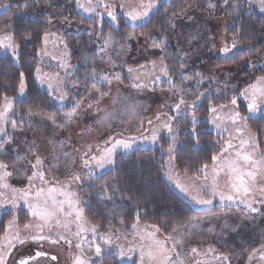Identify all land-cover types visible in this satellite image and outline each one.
I'll return each mask as SVG.
<instances>
[{"label": "rangeland", "instance_id": "374dc122", "mask_svg": "<svg viewBox=\"0 0 264 264\" xmlns=\"http://www.w3.org/2000/svg\"><path fill=\"white\" fill-rule=\"evenodd\" d=\"M167 1L170 0H159L158 5ZM246 1L264 15V10L261 9L258 0ZM54 2H60V5L56 6L55 4L53 7L46 8V13L49 16L48 21H51L48 32L49 40L38 51L39 63L35 69V77L38 68L42 74H49L52 77L53 89H49L47 84L42 85L36 77L39 86L50 92L53 99L54 96L63 93L66 97L63 101L57 99L54 101L60 107L71 103L73 108L71 111L52 117L56 124L63 126L56 128L51 120L47 119L48 116L37 115L36 112L26 110L24 105L19 104L18 100L25 96L26 89L23 94L19 91L16 96L7 94L5 97L11 99L13 110L9 112L10 120L5 125L7 136H0V141H2L0 143V161L6 163L8 165L7 170L12 172V175L6 178V182L11 187L27 189L29 187L27 177L31 176L35 170L26 161L17 160V156L26 157L28 161L33 163L35 157L39 156L43 161L39 170L44 173L45 181L38 178L33 179L34 187H32V195L29 197L30 202L35 203L36 190L47 189L48 187H64L73 192L75 198L80 200L79 195L83 193L82 189L92 181L86 179L88 169L82 163V153L88 150L89 145L102 148L109 137L117 139L135 138L136 142L132 149L125 151L118 148L116 150L115 159L119 153H130L137 148L155 147L159 144L158 141L152 143L143 137L150 136L151 130L166 122L168 116L175 117L171 124L174 129H179L177 139L180 133L186 132L185 129L193 127L190 122L193 114L196 117V125L201 121L208 123V129L217 136L215 142L210 144L217 156L221 154L226 143L231 141L233 148L224 153L221 162L225 159H234L235 149L239 147L240 141L242 139L247 140L249 136L255 138L258 145L256 149L258 155H264V135L261 140L258 139L249 127L250 120L258 118L264 112V105L261 106V112L252 115L247 109L249 101L241 95L246 88L255 84L258 78L262 77L259 74L264 72V54L245 60L240 65H214L221 55L226 56L221 49L226 44L228 45V42L231 46L232 39L227 34L230 27L229 15L226 12L228 7L225 8V12L214 11L211 14L200 13L195 7H192L186 15H183L177 23L173 24L175 25L172 27L174 38L171 44L179 59L184 61L183 68L195 69L194 77L187 80V83L192 80L196 84L195 88L191 89L181 85L178 87L159 85V82L165 77L161 67L154 71L150 67L154 58L157 56L162 58L163 54L159 48L151 47L140 37L129 40L124 45L111 38L110 46L105 48L104 42L97 52V57L86 61L85 68L81 72H77L76 67L70 63L68 54H65V43L67 44L65 35L76 37L84 34L91 39L94 32L86 29L78 14L92 20H94V14L90 15L76 7L75 0H54ZM81 2L84 3L85 0H81ZM139 2L140 0H103L105 5H112L116 8L117 16H124L133 26L141 25L145 21L133 24L125 13ZM0 3L11 5L8 10L0 8V14H2L10 11L15 5L21 4L23 6L27 2L24 0H0ZM121 4H124L125 7L121 8ZM103 18H107L117 25L106 14L103 15ZM95 19L102 20L99 17H95ZM13 20L14 15L0 23V29L3 32L12 33ZM0 34L3 33L0 32ZM190 40L191 43H189ZM122 47L125 49L123 54H121ZM235 49H232L228 55L233 54ZM185 53L187 55H184ZM5 55L10 54L0 50V57ZM101 58H103V62ZM89 61L94 63L90 64ZM64 62H67L70 67L64 69L59 66ZM113 64L116 65L115 68L112 67ZM93 66L100 75L107 76L112 81L110 87L99 78L95 80L91 78L90 73ZM129 68L133 71L129 72ZM117 73L119 80L116 79ZM157 76L160 77L159 80L156 79ZM57 77L64 81L58 87ZM137 84L140 87L134 86ZM208 85L214 90L213 93L209 89H202ZM94 88L99 89L104 95L98 96L93 91ZM180 89L184 90L185 98L188 101L194 100L196 95L200 93H204V95L197 101L195 109L189 108L187 114L182 112L177 115L172 106L178 100L177 92ZM70 96L73 99H69ZM207 96H214L215 100H221V103L216 105L210 102L207 108L202 109L201 104ZM234 96L237 97L235 107L231 104ZM4 103L5 101L0 108H3ZM221 105H227V107L220 109ZM213 106L218 109L215 114L211 112ZM234 111H238L241 116L248 117V119L234 124L229 119ZM30 113L32 115H29ZM65 113H74L70 126L65 123L67 120ZM157 116L160 117L159 120H157ZM214 116L217 118V123L220 124L219 128L212 122ZM11 120L16 121L15 129H13ZM149 120L152 121V124L148 123ZM237 128L243 130L242 134L236 132ZM159 135L160 137L163 135L169 137L166 129H161ZM8 136L11 137L10 140L7 138ZM176 150L175 145L172 153L174 158ZM92 154H96L95 150ZM212 166L213 163L208 165L207 183L209 184L212 181ZM112 167L107 166L103 170L98 169L97 174H101ZM169 171L168 155L166 173ZM171 173V179L165 174L170 186L184 197L195 211L210 212L201 217H192V224L189 228L175 229L176 231L165 233L166 236L184 234V243L179 246L178 250L186 254L182 257L186 260V264H196V261H201V264H225L223 260L213 259V256L220 254L228 257L227 264H264V260L259 258V251L255 253L254 259L249 260V255L252 254L253 249L260 250L261 245L264 244V215L251 213L243 204L236 202L225 201L221 204L219 198L214 199L212 205H199L181 190L180 185L187 187L193 195L199 190L203 198L211 199L209 193L200 188V185L205 182L204 176L201 173L190 175L179 172L175 168L174 160H172ZM74 175H79L81 179L79 181L73 179ZM227 180L228 177L221 171L218 177L221 190L226 191ZM0 191L5 192L9 198L14 195L8 189H0ZM57 199L62 200L63 197L57 194ZM254 206L260 208V212L264 213V206L259 204ZM78 208L80 209L79 205ZM6 213L9 214L6 227L8 221L14 218L20 229H23L26 223L34 225L37 222L30 215L27 203L23 200H20L16 207L5 205L0 208V217ZM82 215L85 227L92 226L86 220L83 212ZM19 216H22V219ZM67 219L71 221V230L65 231L62 228H54L52 238L56 239V233L61 232L72 241L71 245L64 241L52 243L49 240L42 242L27 240L23 244H17L11 250V255L6 256V264L15 262L23 250L31 249L30 252L32 253L33 248L31 247H37L39 244H43L45 248L56 253L59 257V264H74L75 257L80 255L81 251L85 256H93V251L89 249L87 244L90 241L100 243L101 247L108 251L113 250L122 262L130 263L133 260L136 264H141L140 246H147L151 243L146 238V233L154 231L153 228L141 227L138 223V231L133 229L129 231L127 228L124 232L123 229L126 226L120 218H117V227L121 229L117 234L127 236V240L122 236L119 240L113 239L111 245H105L98 236L91 232H83L80 237L74 236L73 233L77 231V221L74 215ZM189 232L191 235H188ZM47 234L48 230L45 229V235ZM105 234L111 235L109 231ZM21 235L25 236L28 233L22 231ZM142 235L145 236V239L140 238ZM165 235L162 237L159 232L156 233L158 239H163ZM81 238L86 242L81 245V248H77L76 245L81 242ZM172 243L173 241L167 242V244ZM246 244L250 245L246 246ZM117 246H121L125 252L123 257L119 255L120 248ZM130 247L133 248V251H129ZM193 248H196L198 253H193L191 251ZM209 248L213 249L214 252H209Z\"/></svg>", "mask_w": 264, "mask_h": 264}, {"label": "trees", "instance_id": "16d2710c", "mask_svg": "<svg viewBox=\"0 0 264 264\" xmlns=\"http://www.w3.org/2000/svg\"><path fill=\"white\" fill-rule=\"evenodd\" d=\"M24 1L31 6L24 10L21 4L15 5L10 11L0 14V23L14 15L12 34L15 42L20 46L19 60L10 55L0 57V106L7 94L9 96L18 94L20 74L23 73L26 94L18 100L19 104L24 105L26 110L36 112L37 115L57 117L63 112L71 111L72 104L60 107L51 93L39 86L35 69L39 63L38 51L44 46V34L50 30L46 8L53 7L55 4L59 6L60 2ZM208 2L209 0H170L160 3L150 14L148 18L150 22L145 21L138 26H133L124 16H117L118 25H115L107 18L101 21L96 19L98 22H94L78 14L86 29L92 30L94 35L91 39L84 34L76 37L65 35L70 63L76 67L77 72H81L85 68V62L97 57L99 48L109 37L121 45L140 37L151 47L159 48L163 54L162 58L158 56L154 58L156 66L150 68L154 71L161 67L163 62L167 65V72L172 83L169 82V77L165 76L159 85H165V87L181 85L194 89L196 84L192 80L187 83V80L194 77L195 69L183 68L181 76V65H184V61L179 59L171 44L174 30L170 25L177 23L182 17L173 16V12L180 13L187 9L184 14L186 15L192 7H195L200 13H209ZM211 2L217 5L215 12H225V8L228 7L226 12L229 15L230 27L227 34L237 43L233 54L225 57L221 55L214 65H240L245 60L262 56L264 54V15L246 0H229L228 4H224L223 0H211ZM234 9L239 10L238 15L233 14ZM164 38L167 42L162 44L161 40ZM153 40L156 41V45L153 44ZM228 46H230L229 42ZM259 76H264V72ZM202 89L214 92L210 85ZM69 99H73L72 96ZM210 102L217 105L221 103V100H215L214 96H207L201 108H207ZM195 127L196 137L186 132L180 133L174 158L176 170L190 175L200 174L198 170L204 164L213 163L212 156L215 155V151L210 144L214 143L217 137L208 129V123L205 121H201ZM249 127L261 140L264 135V112L258 118L250 120ZM158 142L159 144L155 147L137 148L130 153H119L116 156L115 165L97 174L100 178L92 179L88 186L82 189L83 193H79L81 200L79 207L86 220L91 225L97 226L99 233L105 234L109 231L111 234H117L121 230L117 227V218H120L126 226L123 231L126 232L127 228L130 231L132 225L137 223V213H139V225L150 228L153 225L158 226L159 233L163 237L165 233L173 232L174 229L189 228L192 217H201L210 213L195 211L187 200L170 186L165 173L167 149L171 141L168 136L163 135ZM103 184L116 186L115 190L107 193L111 199H107L100 193L99 186ZM8 215L6 213L0 217V237L4 235ZM19 217L22 219V216ZM249 245L246 244V246ZM168 246L171 247V244ZM102 255L103 260L100 264H136L133 260L130 263L122 262L113 250L104 249Z\"/></svg>", "mask_w": 264, "mask_h": 264}, {"label": "snow or ice", "instance_id": "6c2138e0", "mask_svg": "<svg viewBox=\"0 0 264 264\" xmlns=\"http://www.w3.org/2000/svg\"><path fill=\"white\" fill-rule=\"evenodd\" d=\"M159 0H140V2L131 7L130 10L126 11L127 17L133 24L142 21H148L150 13H152L153 9L157 7ZM224 4H228L229 0H223ZM258 3L262 10H264V0H258ZM75 5L78 8H81L85 13L90 15L94 14V22H98L95 17H99L100 19L103 18V15L106 14L107 16L111 17L112 21L117 23V11L116 8L112 5H105L103 0H85L84 3L81 0H75ZM31 5L28 3H24L23 7L27 8ZM216 4L211 2L207 3V9L209 13L215 11ZM11 5L8 3H0V8L3 9H10ZM121 8H124L125 5L121 4ZM103 9V11H100ZM185 11L180 13L173 12V16H183ZM234 15L239 14L238 9H234ZM191 18V17H190ZM51 21H49L50 23ZM170 27H175V25H170ZM0 50H3L6 54H10L11 57L19 60V44H17L14 40V36L12 33L3 32L0 29ZM195 39V37H193ZM49 34L45 33L43 37V41L45 44L48 43ZM63 42V41H61ZM166 38L161 40L162 44H165ZM192 41L190 40L189 43ZM111 44V37L105 41L104 47L107 48ZM153 44L156 45V41L153 40ZM237 47V43L235 39L232 40L231 46L227 44L221 49V51L227 56L232 49ZM125 49L121 48V54ZM65 54H68L67 44L65 43ZM184 55H187L185 53ZM103 62V58H101ZM90 64L94 63L89 61ZM60 67L67 69L70 65L67 62H64L59 65ZM151 66L154 68L155 62H151ZM113 68L116 67L115 64L112 65ZM129 72L133 71L131 68L128 69ZM161 71L164 76L169 77V82L172 83L171 77L167 72V65L161 62ZM91 78L104 81L109 87L111 86L112 81L107 78V76L100 75L97 72V69L93 66L91 70ZM183 75V65H181V76ZM21 80L19 85V91L21 94L24 93L26 89V83L23 78V73L20 74ZM36 77L39 79L40 83L47 84L49 89H53L52 77L49 74H42L41 70L38 68L36 70ZM87 78V77H86ZM116 79L119 80V74H116ZM157 80L160 79L159 76L156 77ZM64 81L59 80L57 77V87L63 84ZM135 87H140V85H134ZM93 91L97 93L98 96L104 95L100 92L99 89L94 88ZM250 93V94H249ZM204 93H200L196 95L195 99L192 101H188L185 98L184 90L180 89L177 92L178 100L172 106L177 115L187 114L188 109L196 108V103L201 99ZM241 95L245 97L249 102L247 104V109L250 114L255 115L258 112H261V106L264 105V76L259 77L255 84L250 85L246 88ZM65 95L61 93L58 96H54V99L63 101L65 99ZM4 106L0 108V136H7V129L5 125L9 122V112L13 110V105L11 99L8 97H4ZM237 97H233L231 100V104L233 107L236 106ZM91 106V105H90ZM183 106V108H182ZM227 107V105H221L220 109ZM211 112L213 114L218 112L217 107H211ZM29 115H32L31 113ZM74 113H65L67 120L65 121L66 124L70 126L72 122ZM166 115V114H165ZM47 119L51 120L52 124L56 128L63 127L62 125L56 124V121L52 117H48ZM160 117L157 116V120ZM175 119L173 116H168L167 121L163 122L159 127L153 128L151 130V135L143 137V139L155 143L160 139V131L161 129H166L169 133V139L171 143L167 149V154L169 155V169L170 171L165 173L172 178L171 167H172V160H174V156L172 155L173 150L175 148L177 142V133L179 129H174L172 127L171 121ZM229 119L236 124L237 122L244 121L248 119V117L241 116L238 111H234ZM23 122V121H21ZM193 125L191 129H185L186 133L189 135L196 137V117L193 114L191 116V121ZM213 124L216 125L217 128L220 127V124L217 123V118L214 116ZM13 129H15L16 121L11 120ZM149 124H152V121H148ZM237 133L242 134L243 130L241 128L236 129ZM231 135V134H230ZM9 140L11 139L10 136L7 137ZM136 142L135 138H114L109 137L108 140L105 141V144L102 148L97 147L95 145H89L88 150L82 153L83 165L88 169L86 179H99L100 177L97 175V170H103L107 166H114L115 161V154L118 148H122L125 151L132 149L133 144ZM2 143V141H0ZM34 143V142H33ZM197 143L199 141L197 140ZM247 146V147H246ZM257 144L255 142V138L249 136L247 140H241L240 145L237 149H235V158L234 159H225L221 162V157L224 156V153L227 152L228 149L233 148V144L231 141L227 142L222 152L219 156L213 155L212 161L213 166L211 169L212 172V181L211 183H207L208 180V165L204 164L198 171L204 176V183L200 185V188L208 192L211 196V199H205L201 195L200 191L198 190L195 195L189 191L187 187L180 185L181 190L188 194L191 199L199 204V205H212L213 200L219 198L221 204L225 201L228 202H236L238 204H243L251 213H258L264 215V213L260 212V208L255 207L254 205L259 204L264 206V155H258L256 149ZM163 147V146H161ZM95 150L96 154H92ZM17 160H24L27 163L31 164L32 168L35 169L32 172L31 176H28L27 179L29 181V187L27 189H16L11 187L7 182L6 178L12 175V172H9L8 165L3 161H0V189H8L14 195L9 198L7 194L3 191H0V208H3L5 205H11L12 207H16L20 200H23L27 203L30 215L37 221L34 225L31 223H26L23 226V229H20L18 226V222L15 220L8 221L7 227L5 229L4 235L0 237V264H6V256L11 255V250L15 248L17 244H23L27 240H32L36 242H42L45 240H49L52 243H59L60 241H64L65 243L71 245L72 241L63 233L57 232L56 239L52 238V230L54 228H62L65 231H70V224L71 221L67 218L75 217L77 221V231L73 233L74 236L80 237L81 233L83 232H91L98 236L105 245H111L113 243V239H121L123 238L127 240V236L120 234L117 235L116 233H112L111 235L99 233L97 230V226L92 225L90 227H85L84 218L82 215V211L78 208V205L81 203L80 200L75 198V194L71 191L66 190L64 187H48L47 189L40 188L35 191V203L29 201V197L32 195V181L34 178H38L41 181H45V175L42 171L39 170L40 166L42 165L43 161L39 156L35 157L34 163L32 161H28L26 157L17 156ZM223 171L225 175L228 177L226 182V191L221 190L218 182V177L220 172ZM73 179L79 181L81 178L79 175H74ZM116 186L114 184L108 185L103 184L99 186V191L102 195H104L107 199H111V197L107 196L109 191L115 190ZM57 194L63 197L62 200L57 199ZM67 209V210H66ZM62 217L64 218L62 220ZM138 219L139 213H137V223L132 225V229L134 231H138ZM227 226V225H225ZM152 228L154 231L147 232L146 238L151 241L150 244L147 246H140V260L141 264H186V260L182 257L186 254L182 251L178 250L179 246L184 243L183 235L178 234L176 236L167 235L163 239H158L156 237V233L160 231L158 226L153 225ZM45 229L48 230V234L45 235ZM26 232L28 235L22 236L21 232ZM173 231H176L175 229ZM188 235H191L189 232ZM141 239H145V236H141ZM173 241L171 247L168 246L167 242ZM86 241L81 238V242L78 243L76 246L77 248H81V245ZM89 249L93 251V256H85L81 251V254L75 257L74 264H100L103 260V251L104 249L101 247L100 243H96L94 241L87 242ZM120 248L119 255L123 257L125 252L123 251L121 246H117ZM129 251H133V248H129ZM193 253H198L196 248L191 249ZM209 252H214L213 249L209 248ZM259 251L261 260H264V244L261 245V249H253L252 254L249 255V260L255 258V253ZM47 253L37 251L34 256H28L19 260L18 264H30L31 261H35L39 257L46 256ZM53 260L56 257H52ZM215 260H223L225 264L228 262V257L226 255L220 254L217 256H213ZM196 264H201V261H196Z\"/></svg>", "mask_w": 264, "mask_h": 264}, {"label": "flooded vegetation", "instance_id": "af4514ba", "mask_svg": "<svg viewBox=\"0 0 264 264\" xmlns=\"http://www.w3.org/2000/svg\"><path fill=\"white\" fill-rule=\"evenodd\" d=\"M31 248H33L32 253L30 252L31 249L30 250H23L20 257L17 258L15 260V262H13L12 264H18L19 260L22 258H25L28 256H34L37 251L47 253V255L43 256V257H39L35 261H31L30 264H49V263L59 264V257L57 256V254L54 253L53 251H50L47 248H45V246L43 244H39V245H37V247L35 246V247H31ZM52 257H56V259L53 260Z\"/></svg>", "mask_w": 264, "mask_h": 264}]
</instances>
